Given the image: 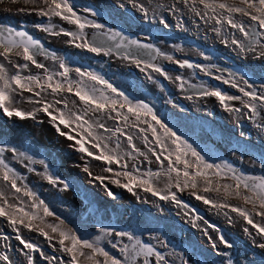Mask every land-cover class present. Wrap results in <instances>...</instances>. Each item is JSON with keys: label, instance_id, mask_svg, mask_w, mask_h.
Returning <instances> with one entry per match:
<instances>
[{"label": "snow or ice", "instance_id": "1", "mask_svg": "<svg viewBox=\"0 0 264 264\" xmlns=\"http://www.w3.org/2000/svg\"><path fill=\"white\" fill-rule=\"evenodd\" d=\"M31 2L33 7L28 11L49 20L47 24H36V28L53 36L69 37V44L90 53L117 56L129 61L142 73H146L150 81L158 83L151 73H158L167 80L172 79L161 65L154 62L157 57H163L182 69L198 68L205 76H212V69L221 73L225 71L214 64L200 65L187 59H176L151 43H142L119 30L107 28L104 24L83 17L77 13L71 0ZM130 2L147 19L149 8L136 0ZM181 5L206 25L212 23L211 30L217 36L229 29L234 30L230 38L226 36L222 40L226 46H233V51L239 54L252 53L257 58L264 59V0H173L170 5L156 3L153 18L157 9H166L176 15L182 11ZM84 11L92 16L100 15L93 9L86 8ZM53 17L74 25L75 30H55L56 25L51 23ZM159 22L167 27L163 17ZM86 28L97 30L91 39L85 32ZM237 33L242 39L237 37ZM41 55L57 62L58 70L50 71L37 59ZM200 55L205 60L211 59L203 52ZM9 65L15 69L14 73H10ZM30 66L42 70V75H23L22 72ZM72 73H75V78ZM175 79L184 90L187 81L179 75ZM213 79L230 85L240 95H230L211 85L201 86L193 95L198 98L214 97L225 111L242 114L264 133V121H257V117L264 112V84L258 91L242 73L232 70H228L227 76L216 75ZM24 93L30 95L24 96ZM49 96L52 99H48ZM187 98L192 99V96ZM233 101H238L240 106H234L231 103ZM20 102H27L34 107L26 110L20 106ZM0 114L21 120H37V115L43 114L56 134L72 142L69 147L80 153L82 158L88 157L105 165L103 172L111 173V176L93 175L87 164L83 171L92 180L100 182L108 197L117 198L104 183L105 180L127 190L137 199L140 197L136 189H140L161 201H170L178 207L188 209L189 206L179 199L177 193L190 190V195L205 205L218 210L229 209L235 213L246 225L251 226L244 227L243 232L252 238L253 244L264 249V176L245 175L227 162H209L187 139L165 123L148 103L143 100L134 101L98 72L70 67L65 58L47 52L42 43L27 31L9 26H0ZM107 121H113L114 126L109 127ZM121 137L126 141V148ZM136 140L142 142L145 151L137 146ZM112 143L115 147H110ZM6 151L31 160L25 153H17L15 148L0 146V218L7 222L8 228L15 233V240L22 245L14 250L7 243L10 237L0 236V240L4 241L0 244L3 249L0 250V264H16V260L9 255L10 251L23 256L26 264H35L32 253H39L48 264H152V257L155 258V264H170L165 254L131 232L101 227L98 229L99 235L88 238L80 235L77 229L69 227L59 217H55L58 223L47 222L45 218L53 217L54 213L6 162ZM137 157H143L148 163H152L151 158H154L160 171L141 173L137 163H128L129 160L135 161ZM40 163L44 164V161ZM261 164L264 165V156L261 157ZM112 165H119L120 170L113 169ZM28 170L33 171L32 168ZM42 176L54 187L62 185L61 190L69 188V184L51 173L46 164ZM161 176L167 177L164 189L157 187V180ZM221 180H230L232 183H221ZM208 193L217 194L218 199L206 195ZM21 194L32 201L27 210L23 206ZM232 200L240 203L233 204ZM185 215L188 213L185 212ZM224 215L231 222L229 213L225 212ZM199 219L202 217L194 214V227L197 226L195 221ZM208 227L214 228L211 224ZM22 229L39 233L49 243L55 240L56 244L52 245L54 251L67 259L46 255L37 244L24 237ZM215 230V239L208 234L207 229L204 230L211 247L216 249L218 240L225 248H232V243L223 233L218 228ZM112 237L115 239H111ZM106 238L111 248L118 250L119 257L103 246ZM124 238H127V243ZM160 243L167 247L163 241ZM223 255L227 256L228 253L224 252ZM182 264H187V261L182 260ZM225 264H233V261L228 259Z\"/></svg>", "mask_w": 264, "mask_h": 264}, {"label": "rangeland", "instance_id": "2", "mask_svg": "<svg viewBox=\"0 0 264 264\" xmlns=\"http://www.w3.org/2000/svg\"><path fill=\"white\" fill-rule=\"evenodd\" d=\"M136 2L143 3L149 8L147 19L130 0H71L75 10L80 15L104 24L107 28L109 26H121L141 40L157 46L162 52L172 55L176 59H187L193 64L200 65L214 64L217 67L242 65L250 76L260 79L261 83L264 84V59H259L252 53L239 54L237 51H233V46H226L222 43L226 36L230 38L231 32L234 30L229 29L217 36L211 30L212 23L206 25L182 5L180 6L182 11L176 15L166 9H157L155 18H153V9L156 7V3L170 5L173 0H152L151 3L150 0H136ZM32 7L31 0H0V23L6 18L5 22L23 26V29H27L37 36L50 52L65 58L70 67H82L98 72L134 101L143 100L148 103L165 123L172 127L178 135L187 139L209 162H227L241 170L245 175L264 176V165L261 164V157L264 156V133L242 114L225 111L214 97L200 98V102L196 101L198 97L195 95H191L192 99H188L184 96L185 89L182 90L178 86L179 82L175 79L177 75L181 76L183 80L187 81L185 87L211 85L230 95H240L230 85L213 79V76L221 74L227 76V73L212 69V76H205L198 68L182 69L177 64L160 57L157 64L161 65L172 79L167 80L158 73H151L158 83L150 81L146 73H142L129 61L117 56L90 53L69 44L67 42L69 37L53 36L36 28V24H47L49 20L28 11ZM86 8L98 11L100 15L92 16L84 11ZM21 9H25V11H20ZM161 17L166 21L167 27L159 22ZM237 18L241 19V17ZM51 23L56 25L55 30L57 31L59 28L75 30L74 25H69L56 17L52 18ZM225 28H227L226 25ZM85 32L88 36L97 30L86 28ZM236 35L242 39L239 33ZM201 52L210 56L211 59L205 60L200 55ZM37 59L45 64L50 71L58 70V63L50 57L46 58L41 55L37 56ZM8 67L10 73L15 72V69L10 65ZM22 74L42 75V70L30 66ZM72 76L75 78V73H72ZM261 85H255L258 91ZM28 95L30 94L24 93V96ZM48 99H52V97L49 96ZM231 103L236 107L240 106L238 101ZM20 106L26 110H31L34 107L27 102H20ZM40 115L44 116L43 114ZM40 115L38 114V116ZM25 121L27 122L24 124ZM29 121L35 123V120L32 119L21 120L17 117L10 118L0 114V146L15 148L17 153L23 152L26 157L31 158L29 160L14 155L10 151L4 153L6 162L23 178V182L35 192L36 197L43 200L54 213L53 217L45 218L47 222L58 223L55 217H59L69 227L77 229L80 235H86L88 238L99 235L98 229L101 227L131 232L165 254L170 264H182V260L187 261V264H225L228 259H231L233 264H264V249L253 244L252 238L243 232L244 227L250 228L251 226L246 225L229 209L218 210L196 200L190 195V190L177 193L179 199L189 207L188 209L179 207L176 211H171L176 214L175 219H178L179 223L178 230L174 232L169 226L170 218L163 212L164 206L169 207L172 204L171 208H176L174 203L161 201L158 197H153L150 193H145L140 189H137L141 191L139 199L128 198L126 200L124 199L125 189L105 180L104 183L117 198L108 197L100 182L92 180L83 171V168L87 164L93 175L111 176V173L103 172L105 165L102 162L94 161L88 157L81 158L80 153L69 147L72 143L70 141L65 145L66 153L64 156L68 160L77 156L76 158L84 160V163L82 168L77 170L78 174L75 178L60 174L61 163L58 156L62 155V151L49 140L46 144H42L34 138L31 135L33 130L28 128ZM257 121H264V112L260 117H257ZM107 124L109 127L114 126L113 121H107ZM31 127L34 128L33 125ZM54 137L56 144H59L61 140H66L58 135ZM121 141L126 148V141L123 137H121ZM135 143L142 151H145L140 140H136ZM110 147H115V144L112 143ZM40 161H44V164H41ZM131 162L132 160L128 161V163ZM45 164L51 173L68 183L69 188L77 187L76 191L82 200L81 208L68 209L66 207L65 198L60 192L62 185L54 187L46 180V182L35 181L34 176L39 178L44 173ZM76 164L78 163L76 162ZM137 164L141 173L160 171V166L153 159L152 163L145 161ZM112 167L115 170H120L119 165H112ZM29 168H32L33 171H29ZM166 182L167 177H159L157 187L164 189ZM220 182L232 183L230 180H221ZM206 195L218 199L215 193ZM21 199L24 201L23 206L32 203L22 194ZM231 203L239 204L240 201L232 200ZM138 207L140 208L138 209ZM185 212L188 215H185ZM225 212H228L229 216L232 217L231 222L224 215ZM194 214L202 217V219L195 221L196 227L193 226ZM143 217L146 222L139 225L137 222ZM256 219L259 220V217ZM205 221L208 223L205 224ZM209 224L213 225L214 228H209ZM217 228L232 243V248H225L219 244L218 240V247L216 249L211 247V242L208 236L204 234V230L207 229L208 234L215 239L217 236L215 229ZM22 233L24 237L37 244L46 255H57L62 259H67V257L54 251L52 245L56 244L55 240L49 243L39 233L29 232L27 229H22ZM4 235L10 237L7 243L11 244L14 250L22 247L15 240V233L8 228L7 222L0 218V236ZM161 241L167 247H164L160 243ZM124 242H128L127 238H124ZM2 243L4 241L0 240V244ZM56 246L58 247V245ZM103 246L113 255L120 256L118 250L111 248V245L105 243V240ZM0 250L3 249L0 248ZM224 252H227L228 255H223ZM9 255L16 260V264H26V259L18 252L10 251ZM32 255L35 264H48L46 260L40 257L39 253H32ZM150 259L152 264H155V258Z\"/></svg>", "mask_w": 264, "mask_h": 264}, {"label": "bare ground", "instance_id": "3", "mask_svg": "<svg viewBox=\"0 0 264 264\" xmlns=\"http://www.w3.org/2000/svg\"><path fill=\"white\" fill-rule=\"evenodd\" d=\"M201 86H205V85H201ZM26 122L27 121H25L24 124ZM20 123H22V121H20ZM32 125L34 126V128L31 127ZM28 128L31 129V130H33L31 132V135L34 138L38 139L40 141V143L46 144L47 143V140H49V141L52 142V144L55 147L59 148L62 151V155L61 156L60 155L58 156V158L60 160L59 162L61 163V166H60V174H64L67 177H72L73 176L75 178V176H77L76 174H78L77 173V170H79V169L82 168L81 166L84 163V160H80V159L76 158L77 156H75L74 158H71V160H68L66 158V156H64V153H66V148H65L66 146L65 145L67 143H69V141H67V140H61L59 144H56L54 142V139H55L54 136H56L57 134H55L54 129L47 123V118L45 116H42V115H40V116L37 115V120H35V123L32 122V121H29ZM110 145H112V144H110ZM68 156H71V155H68ZM151 159L155 160L154 158H151ZM75 161L78 164H76ZM134 162L135 163H143V162H145V160L143 159V157H141V158L139 157L135 161H132L129 164H132ZM34 179H35L36 182H40V181L44 182L45 181V179L42 178V176H40L39 178H37V177L34 176ZM76 188H68L67 190H60V192H62V195L65 198V205H66V207L68 209H70V208H76V207H78V208L80 207L81 208L82 200L80 199L79 194L76 191ZM173 190L175 191V189H173ZM125 191L126 192L124 194V199H126V200L128 198H131V199H134V200L137 199L136 196H134L131 193L127 192V190H125ZM136 191H137V194L138 195L141 192L140 190H137V189H136ZM139 197H140V195H139ZM29 205L30 204L24 206L26 210L28 209V206ZM171 207H172V204L169 207L164 206L163 212H164V214L166 216H168L170 218L171 221L169 223V226L172 228V231L175 232V231L178 230L179 223H178V219L177 220L175 219L176 214H174L171 211H176L179 207L177 205H176V208H171ZM139 208L140 207H138V209ZM160 215L163 216L162 214H160ZM145 222H146L145 221V218L143 217L142 219H139L137 223L140 225V224H144ZM166 226L168 227L167 223H166ZM166 230H167V228H166ZM111 239H114V237H112ZM107 240H108V238L105 239V243H108Z\"/></svg>", "mask_w": 264, "mask_h": 264}, {"label": "water", "instance_id": "4", "mask_svg": "<svg viewBox=\"0 0 264 264\" xmlns=\"http://www.w3.org/2000/svg\"><path fill=\"white\" fill-rule=\"evenodd\" d=\"M1 26H9V27H13V26H11V25H9V24H3V25H1ZM13 28H15V29H17V30H24V31H27L30 35H32L34 38H36V39H38L36 36H34L30 31H28V30H26V29H22V28H17V27H13ZM112 29H114V30H119V31H121V32H123L125 35H127V36H129V37H131V38H133V39H139L136 35H134L132 32H130V31H128V30H126L125 28H123V27H121V26H114V27H111ZM96 33V32H95ZM94 34V33H93ZM93 34H90V35H88V37L91 39L92 38V36H93ZM41 43H42V45L44 46V48H45V50L47 51V52H49V53H52V52H50L49 50H48V48L44 45V43L40 40V39H38ZM142 43H149V42H146V41H143V40H141V39H139ZM160 57H157V59L154 61L155 63H157V61H158V59H159ZM217 68H219V69H223V70H225L224 71V73H227L228 72V70H232V71H235L236 73H238V74H240V73H242L249 81H250V83H252L253 85H256V84H258V82H257V80L256 79H254V78H252V77H250V75L246 72V70H244L242 67H240V66H218ZM201 87V85L200 86H192L191 88H187V90H186V92L184 93V96L185 97H188V96H191V95H193V93L197 90V89H199Z\"/></svg>", "mask_w": 264, "mask_h": 264}, {"label": "flooded vegetation", "instance_id": "5", "mask_svg": "<svg viewBox=\"0 0 264 264\" xmlns=\"http://www.w3.org/2000/svg\"><path fill=\"white\" fill-rule=\"evenodd\" d=\"M79 14V13H78ZM80 15V14H79ZM82 16V15H81ZM83 17H85V16H83ZM6 21V18H4V20L0 23V26L1 25H3V24H9V25H11V26H13V27H17V28H24L23 26H21V25H15L14 23H8V22H5ZM111 27H114V26H109V28H111ZM27 30V29H26ZM37 37V36H36ZM38 38V37H37ZM39 39V38H38ZM140 39V38H139ZM157 47V46H156ZM242 65H240V67H241ZM242 68L244 69V70H246L243 66H242ZM247 71V70H246ZM214 73H218V72H214ZM248 73V72H247ZM250 77H252V76H250ZM252 78H254V77H252ZM254 79H256L257 80V82H258V84H256V85H261L262 83H261V80L260 79H258V78H254ZM187 88L188 87H185V91L187 90Z\"/></svg>", "mask_w": 264, "mask_h": 264}, {"label": "crops", "instance_id": "6", "mask_svg": "<svg viewBox=\"0 0 264 264\" xmlns=\"http://www.w3.org/2000/svg\"><path fill=\"white\" fill-rule=\"evenodd\" d=\"M196 101H197V102H200V98H196Z\"/></svg>", "mask_w": 264, "mask_h": 264}, {"label": "clouds", "instance_id": "7", "mask_svg": "<svg viewBox=\"0 0 264 264\" xmlns=\"http://www.w3.org/2000/svg\"><path fill=\"white\" fill-rule=\"evenodd\" d=\"M127 30V29H126Z\"/></svg>", "mask_w": 264, "mask_h": 264}]
</instances>
